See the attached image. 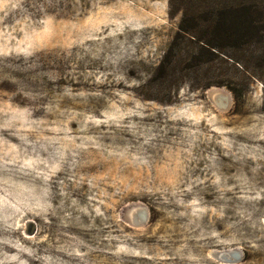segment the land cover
Masks as SVG:
<instances>
[{"label":"rangeland","instance_id":"374dc122","mask_svg":"<svg viewBox=\"0 0 264 264\" xmlns=\"http://www.w3.org/2000/svg\"><path fill=\"white\" fill-rule=\"evenodd\" d=\"M178 21L168 0H0V264H264V86L148 84Z\"/></svg>","mask_w":264,"mask_h":264},{"label":"trees","instance_id":"16d2710c","mask_svg":"<svg viewBox=\"0 0 264 264\" xmlns=\"http://www.w3.org/2000/svg\"><path fill=\"white\" fill-rule=\"evenodd\" d=\"M168 5L179 16L176 34L157 65V76L151 77L148 84L159 80L165 96L177 92L182 84L190 91L224 85L235 99L243 97L253 80H259L264 86L262 0H168ZM181 39H184V50ZM214 57H221L232 66L235 77L226 76L222 67L216 68L218 73L213 78L209 77V72L214 70ZM182 65L184 82L174 84L164 80ZM190 71L201 75L187 81Z\"/></svg>","mask_w":264,"mask_h":264},{"label":"water","instance_id":"95a60500","mask_svg":"<svg viewBox=\"0 0 264 264\" xmlns=\"http://www.w3.org/2000/svg\"><path fill=\"white\" fill-rule=\"evenodd\" d=\"M210 94L213 97V94L212 93H210ZM222 252H224V251H222ZM222 252H218V253L217 252H213V255L216 256L217 258L224 259V258H226V256L223 257V255H220ZM227 253H229V252H227ZM229 255H231L232 257H234L233 260H237V258H238L237 252H231V253H229ZM230 260H232V259H230Z\"/></svg>","mask_w":264,"mask_h":264},{"label":"bare ground","instance_id":"6f19581e","mask_svg":"<svg viewBox=\"0 0 264 264\" xmlns=\"http://www.w3.org/2000/svg\"><path fill=\"white\" fill-rule=\"evenodd\" d=\"M208 88H209V87H208ZM216 89H217L216 87H211V88H210V89H208V90H209V91H210V90H212V91H213V90H216ZM218 89H219V88H218ZM217 91H219V90H216V91H214V93L212 92V93H213V95H214L215 93H217V96H218V97H220V96H221V97H223V96H222V95H220V94H219V92H217ZM225 95H226V94H225ZM213 98H214V99H216V97H213ZM208 100H209V99H208ZM133 221H134V220H133Z\"/></svg>","mask_w":264,"mask_h":264}]
</instances>
